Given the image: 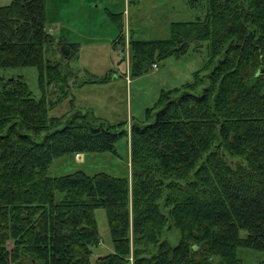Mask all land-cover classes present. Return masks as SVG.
<instances>
[{"label": "trees", "instance_id": "16d2710c", "mask_svg": "<svg viewBox=\"0 0 264 264\" xmlns=\"http://www.w3.org/2000/svg\"><path fill=\"white\" fill-rule=\"evenodd\" d=\"M47 2L0 5V264H92L104 244L98 208L114 250L95 264H243L246 256L264 264V0H188L205 17L171 22L168 39L128 40L123 14L110 12L121 31L114 45L129 43L131 74L192 43L210 49L194 80L164 92L148 121L121 126L75 106L50 115L72 96L79 48L56 43ZM23 66L39 69L42 98L24 76L2 73ZM123 137L129 176L51 174L60 157L117 154Z\"/></svg>", "mask_w": 264, "mask_h": 264}, {"label": "rangeland", "instance_id": "374dc122", "mask_svg": "<svg viewBox=\"0 0 264 264\" xmlns=\"http://www.w3.org/2000/svg\"><path fill=\"white\" fill-rule=\"evenodd\" d=\"M48 0L47 25L56 43L67 38L78 44V52L71 64L76 75L72 79V96L50 111L51 116H61L75 106L112 124L123 122L144 123L148 115L158 109L164 92L183 86L194 80L195 72L205 67L210 59L208 42L192 43L185 54L160 59L159 68L140 75L131 74L132 53L129 43L120 48L114 40L121 31L111 13L123 14L124 31L128 40L168 39L173 21H190L205 17L206 8L192 7L188 0ZM12 0H0V5ZM117 45V43H116ZM198 46V47H197ZM197 47V48H196ZM125 57L126 62H121ZM131 65V66H130ZM130 71V74H129ZM9 76L22 75L33 95L40 99L44 89L40 85V73L36 66L11 67L2 70ZM127 74V75H126ZM130 76V79L128 78ZM111 79L107 80V78ZM88 80L87 82H85ZM76 82V83H75ZM129 126V125H128ZM130 128V127H128ZM127 137L116 144L117 154L86 153L76 157L64 156L54 160L51 174L61 176L77 170L88 174L107 172L117 177L130 175V155ZM99 231L104 241L94 250L96 257L113 252L107 213L104 208L95 210ZM169 239L173 245L180 240L178 230H171ZM252 255H256L253 251ZM242 250L240 254H242ZM243 257V256H242ZM264 258V253L262 254ZM243 264H261L251 256Z\"/></svg>", "mask_w": 264, "mask_h": 264}, {"label": "built area", "instance_id": "2783aa9c", "mask_svg": "<svg viewBox=\"0 0 264 264\" xmlns=\"http://www.w3.org/2000/svg\"><path fill=\"white\" fill-rule=\"evenodd\" d=\"M159 68V65L157 63H154L151 67V70ZM129 78V77H128ZM81 156L80 154H77V157Z\"/></svg>", "mask_w": 264, "mask_h": 264}, {"label": "crops", "instance_id": "0c3cea01", "mask_svg": "<svg viewBox=\"0 0 264 264\" xmlns=\"http://www.w3.org/2000/svg\"><path fill=\"white\" fill-rule=\"evenodd\" d=\"M81 155L83 156V155H84V153H81Z\"/></svg>", "mask_w": 264, "mask_h": 264}, {"label": "water", "instance_id": "95a60500", "mask_svg": "<svg viewBox=\"0 0 264 264\" xmlns=\"http://www.w3.org/2000/svg\"><path fill=\"white\" fill-rule=\"evenodd\" d=\"M264 70H261V72H263Z\"/></svg>", "mask_w": 264, "mask_h": 264}]
</instances>
